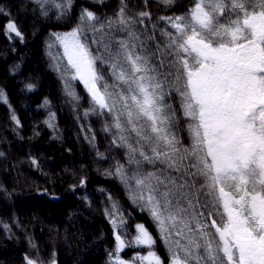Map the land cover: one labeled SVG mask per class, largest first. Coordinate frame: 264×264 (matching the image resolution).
Here are the masks:
<instances>
[{"label": "trees", "instance_id": "obj_1", "mask_svg": "<svg viewBox=\"0 0 264 264\" xmlns=\"http://www.w3.org/2000/svg\"><path fill=\"white\" fill-rule=\"evenodd\" d=\"M197 2L0 0V264H28L27 259L37 264H118L120 260L145 264L138 257L150 252L161 264H172L174 252L183 259L184 249L173 242L180 238L166 239L146 201L138 199L147 191L137 179L147 185L153 174L161 179L171 176L179 185L191 177L130 151L129 145L152 156L151 141L143 137L156 134L149 121L135 119L134 108L129 121L116 100L120 93L130 94L129 84L113 74L109 57L120 41L148 57L155 69L151 74L162 82L159 103L167 130L179 148H191L194 121L184 112L183 70L177 50L170 47L179 42V33L168 18H189ZM217 2L206 0L204 6L214 24L230 27L243 19V12L233 7L236 0H222L221 10L213 11ZM239 2L249 11L261 4V0ZM121 10L128 23L109 27L108 21H117ZM86 11L96 19H87ZM145 12L148 15H141ZM8 23H15L22 35L10 32ZM77 28L91 53L104 57L103 62L96 60L95 68L103 77L99 85L102 89L106 85L112 94L109 104L116 101L113 111L95 103L56 39ZM117 117L122 129L116 127ZM203 183L202 177L196 178V212L208 219L212 210L211 219L219 225V206L201 187ZM151 184L156 186L155 179ZM182 201V207L188 208L187 200ZM141 224L155 241L151 246L135 243ZM208 232L210 240H218L214 229ZM117 234L125 241L121 250ZM181 244L187 241L181 239ZM213 248L219 264L223 254L215 251V243ZM193 257L188 263L212 264L203 246L193 249Z\"/></svg>", "mask_w": 264, "mask_h": 264}, {"label": "snow or ice", "instance_id": "obj_2", "mask_svg": "<svg viewBox=\"0 0 264 264\" xmlns=\"http://www.w3.org/2000/svg\"><path fill=\"white\" fill-rule=\"evenodd\" d=\"M205 4L206 0H198L189 18H168L179 33V42L174 41L170 47L177 50L183 70L184 112L194 121L190 127L194 141L191 148H179L175 136L167 130V117L161 115L163 108L159 103L163 98L159 94L162 82L151 74L155 69L148 57L135 52L125 41H120L117 52L109 57L113 74L129 84L130 94L120 93L116 100L126 110L129 121L133 120L134 108L135 119L149 121L151 132L156 134L143 137L151 141L152 156L131 145L130 151H139L150 163L159 160L169 169L184 171L191 177V181L179 185L171 176L161 179L153 174L147 185L144 179H137L147 191L146 196L141 193L138 199L146 201L166 239L173 235L180 238L173 242L184 249V257L181 259L174 252L172 264H188L189 258H194L193 249L201 246L212 256V264H217V257L212 255L214 243L215 251L223 254L219 264H264V0L253 11L236 0L233 7L243 12V19L232 22L230 27L214 24L213 16L205 11ZM221 4L222 0H218L212 10L220 11ZM85 16L96 19L89 11ZM113 23H128L123 10L117 21H108V26ZM7 29L22 35L15 23H8ZM56 39L63 45L68 64L75 69L95 103L113 111L116 101L109 104L112 94L106 85L103 89L99 85L103 77L95 68L96 60L103 62L104 57L91 53L81 39L79 28ZM116 127L122 129L119 117ZM189 159L193 162L186 165ZM197 177L203 178L201 187L210 192L212 202L222 207L218 213L222 221L219 225L211 219L212 210L208 219L196 212L193 201L199 202L196 196L199 189H195ZM160 185L166 190L160 191ZM180 200H187L188 208L182 207ZM210 227L218 240L208 238ZM137 229L136 244L155 243L144 225H137ZM181 239L187 244L182 245ZM116 240L118 250L123 249L125 241L119 234ZM138 259L161 264L159 257L151 252Z\"/></svg>", "mask_w": 264, "mask_h": 264}, {"label": "rangeland", "instance_id": "obj_3", "mask_svg": "<svg viewBox=\"0 0 264 264\" xmlns=\"http://www.w3.org/2000/svg\"><path fill=\"white\" fill-rule=\"evenodd\" d=\"M63 46V45H62ZM75 70V69H74ZM77 76V75H76ZM78 77V76H77ZM79 79V78H78ZM80 80V79H79ZM82 83H83V81L82 80H80ZM84 84V83H83ZM85 86V85H84ZM249 183L251 184V180L249 181ZM182 200H180V205L182 206ZM174 204H175V200H174V202H173ZM219 206V210H220V212H222V207L220 206V205H218ZM147 256H149V255H147ZM147 256H145V257H147ZM29 261H32V260H28L27 259V262H28V264H29ZM143 261V263H145V264H153L154 262H151L150 260H142ZM33 262V264H37L36 262H34V261H32ZM189 262V261H188ZM188 264H190V263H188Z\"/></svg>", "mask_w": 264, "mask_h": 264}]
</instances>
